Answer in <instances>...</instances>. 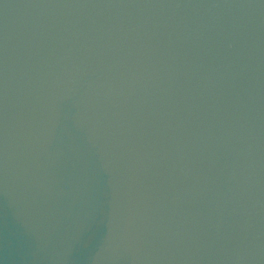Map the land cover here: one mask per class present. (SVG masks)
Instances as JSON below:
<instances>
[{
    "label": "water",
    "instance_id": "obj_1",
    "mask_svg": "<svg viewBox=\"0 0 264 264\" xmlns=\"http://www.w3.org/2000/svg\"><path fill=\"white\" fill-rule=\"evenodd\" d=\"M0 264H264V0H0Z\"/></svg>",
    "mask_w": 264,
    "mask_h": 264
}]
</instances>
